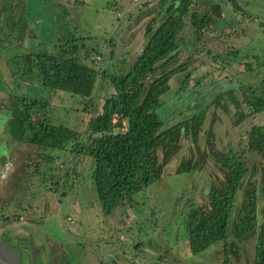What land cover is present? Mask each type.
Instances as JSON below:
<instances>
[{
	"label": "rangeland",
	"instance_id": "374dc122",
	"mask_svg": "<svg viewBox=\"0 0 264 264\" xmlns=\"http://www.w3.org/2000/svg\"><path fill=\"white\" fill-rule=\"evenodd\" d=\"M234 1L240 5L234 7L228 0H198L199 8L216 2L221 9V17L205 31L202 46L207 50L199 49L187 21L178 32L181 50L176 60L189 57L191 73L182 86L178 81L182 74H174L169 88L161 95L156 111L165 123L184 112L188 115L193 107L198 110L199 99L208 95L209 100L217 91L224 93L221 102L231 89L242 103L238 83L254 86L264 77V0ZM24 3L28 30L24 46L47 45L53 50L56 42L74 38L77 60L98 70L106 68L107 74L123 71L133 60L145 41L146 24L151 18L159 19L163 10L156 0H24ZM155 24L152 22L150 26ZM230 49L235 50L230 62L239 64L238 71L219 73L210 56L217 52L223 55ZM253 53H257L255 67L254 61L244 57ZM3 56L5 53L0 54V128L5 131L0 150L1 225L19 230L30 225L29 233L40 245L41 256L53 244L57 254L64 257L63 264H221L220 242L195 254L184 250L181 215L189 207L185 203L204 204L206 187L201 171L206 167L174 173L180 156H188L193 150L188 146L189 139H180L178 152L166 163L161 160L163 146L172 135L156 142L152 153L160 176L134 193L125 208L115 207L104 215L89 175L90 161L67 153L77 161L73 164L66 161L59 171L69 172L73 166L79 174L57 181L55 168L63 152L53 151L57 152L52 153L54 157L46 159L31 145L15 140V129L5 109L10 107L11 92L47 99L44 119L79 132L123 128L129 124L132 110L118 106L107 76L101 72L96 76L90 109L82 111L83 98L78 94L50 92L36 84L13 82L2 67ZM204 106L202 135L193 151L202 163L206 160L204 138L208 126L213 144L232 141L239 148L247 127L264 123V108L233 124L230 120L233 104L229 100L227 111L213 100ZM246 154V164L248 167L256 164L258 176L261 159L253 151ZM252 242L253 238L244 243L237 258L230 256V264H245L244 260H249L252 254Z\"/></svg>",
	"mask_w": 264,
	"mask_h": 264
},
{
	"label": "trees",
	"instance_id": "16d2710c",
	"mask_svg": "<svg viewBox=\"0 0 264 264\" xmlns=\"http://www.w3.org/2000/svg\"><path fill=\"white\" fill-rule=\"evenodd\" d=\"M228 1L234 7L240 5L234 0ZM197 2L156 0L158 7L163 8L160 18H151L146 24L145 41L133 60L123 71L107 74L106 68L98 70L90 63L77 60L74 38L56 42L53 50L48 49L47 45H37V48L31 44L24 46L28 35L24 0H0V54L5 53L2 67L13 82L36 84L50 92L78 94L83 98L80 109L86 111L93 101L96 76L101 72L105 78L107 76L118 106L124 110L131 109L132 116L129 124L123 128L79 132L44 119L47 99L11 92L10 107L5 110L15 129V140L31 145L35 152H40L46 159L54 157L52 153L63 152L55 168L57 181L79 174L73 166L69 172L59 171L66 161L71 164L83 158L90 161L89 175L104 215L115 207L125 208L134 193L160 176L152 153L156 142L168 134L172 135L163 146L161 160L166 163L178 152L180 139H189L188 146L193 150L188 156H180L174 173L206 167L201 170L206 187L204 204L185 203L189 207L181 215L185 233L184 250L188 254H195L212 243L220 242L221 264H230V256L237 258L240 248L253 238L251 257L245 259L244 263L264 264V123L250 124L241 142L239 140V148L232 141L213 144L208 126L204 138L206 160L202 163L193 155L195 144L202 135L204 105L213 100L226 110L229 100L233 104L230 120L237 124L264 108V77L254 86L238 83L242 103L230 89L222 102V91H217L209 100L202 96L198 101V106L201 105L198 110L193 107L188 115L184 112L168 123L161 120L156 111L161 103V95L172 82V76L181 73L178 81L182 86L191 73L189 57L176 60L181 50L178 32L184 23L187 21L192 27L194 39L199 43V49L203 50L206 49L202 44L207 27L221 17L218 3L212 2L206 8H199ZM152 22L156 24L151 27ZM233 50L210 56L219 73H237L239 64L230 62L234 58L230 57L235 52ZM244 57L247 61H254V67L258 65L257 53ZM249 151H253L262 161L258 176H255L256 164L253 163L251 167L246 164V153ZM67 153L80 158L68 157Z\"/></svg>",
	"mask_w": 264,
	"mask_h": 264
},
{
	"label": "flooded vegetation",
	"instance_id": "af4514ba",
	"mask_svg": "<svg viewBox=\"0 0 264 264\" xmlns=\"http://www.w3.org/2000/svg\"><path fill=\"white\" fill-rule=\"evenodd\" d=\"M4 134L5 131L1 127L0 150L1 137ZM29 227L24 226L19 230L15 226L6 227L0 224V264H63L64 257L61 253L57 254L58 250L53 244H49L45 256H41L40 245L29 233Z\"/></svg>",
	"mask_w": 264,
	"mask_h": 264
},
{
	"label": "water",
	"instance_id": "95a60500",
	"mask_svg": "<svg viewBox=\"0 0 264 264\" xmlns=\"http://www.w3.org/2000/svg\"><path fill=\"white\" fill-rule=\"evenodd\" d=\"M206 98H208V95H206Z\"/></svg>",
	"mask_w": 264,
	"mask_h": 264
}]
</instances>
